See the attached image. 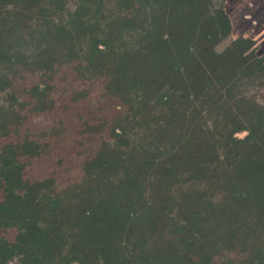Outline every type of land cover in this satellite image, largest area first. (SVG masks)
Returning a JSON list of instances; mask_svg holds the SVG:
<instances>
[{
	"label": "trees",
	"instance_id": "trees-1",
	"mask_svg": "<svg viewBox=\"0 0 264 264\" xmlns=\"http://www.w3.org/2000/svg\"><path fill=\"white\" fill-rule=\"evenodd\" d=\"M2 8L0 64L28 62L4 52L27 30L17 44L36 43L46 84L32 89L38 109L53 106L54 69L69 62L84 78L105 77V95L122 106L83 180L59 192L53 180L24 179L20 157L41 144L7 142L4 223L24 224L40 254L50 240L54 254L68 243L65 257L82 263L264 264V57L245 36L218 50L233 31L222 2L0 0ZM24 67L8 66L7 84L34 70ZM162 75L171 83L155 85ZM16 110L0 106V134L14 132ZM144 118L162 123L148 132ZM239 131L249 132L242 144Z\"/></svg>",
	"mask_w": 264,
	"mask_h": 264
},
{
	"label": "rangeland",
	"instance_id": "rangeland-1",
	"mask_svg": "<svg viewBox=\"0 0 264 264\" xmlns=\"http://www.w3.org/2000/svg\"><path fill=\"white\" fill-rule=\"evenodd\" d=\"M218 1L224 6L229 4L227 8L230 13L233 12L231 14L235 17L234 20L240 28L245 29V34L251 33L255 36L252 39L256 41V52L260 57H264V0ZM0 10L1 15L2 11H6L5 8ZM26 37H29L27 30L21 31V35L18 36L20 39ZM18 38L12 46L5 48L4 52L12 57L22 54L33 56L36 43L22 40L24 45H20L17 44L20 40ZM235 38L231 35L225 39L217 47L218 50L225 49ZM2 64L0 106L19 110L21 121L11 134H0V149L7 142H19L30 138L42 147L36 155L20 157V162L24 166V179L30 182L53 180L52 188L58 192L75 182L82 181L85 161L95 154L102 141L109 136L110 124L122 108L116 98L105 95L106 78H84L80 70L76 69L79 65L76 62L60 63L54 69V78L51 81L54 86L49 90L53 106L38 109L39 100L37 95L32 93V89L38 83L45 84L42 72L36 70V67L34 70L20 69L22 76L13 84H7L3 76L8 66ZM155 83L168 84L171 81L162 75ZM143 123L145 129L151 132L162 123V120L144 118ZM234 137L242 144L247 135L237 132ZM194 147L192 146V149ZM4 194V188L0 187V201ZM230 256L234 259L240 258L235 251L231 252Z\"/></svg>",
	"mask_w": 264,
	"mask_h": 264
},
{
	"label": "flooded vegetation",
	"instance_id": "flooded-vegetation-1",
	"mask_svg": "<svg viewBox=\"0 0 264 264\" xmlns=\"http://www.w3.org/2000/svg\"><path fill=\"white\" fill-rule=\"evenodd\" d=\"M38 55L39 54H35L31 57H28V62L26 64L20 63L19 65V64H16L14 61V64L13 63H3L2 65L3 66H31V68H34V67L37 68V66L35 65L38 63H35L34 60H38ZM22 56L23 54L20 55L19 58H21ZM39 85H41V87L46 86V84L43 85L40 83ZM16 111L19 112V110H16ZM241 132L242 133L246 132L247 137L249 136V132L247 131H241ZM0 180H5V177L0 175ZM4 186H5L4 184L0 183V187L4 188ZM7 193H10V192H7ZM5 195L6 194H4V198L0 201V203L5 201L6 199ZM3 219L4 217L0 213V264H93L92 260L82 263L79 259L70 260L69 258L70 256L67 259L65 255L67 254V251L69 248L68 243H65L64 246L62 245L61 251L54 254L52 240H50V243L49 245L46 246L45 251L42 250V254H40L39 247L37 246L36 243L34 244V240L29 241L26 239L28 237V233L26 232V228L23 226L24 224H20L17 222L8 224V223H4ZM36 226L38 228L45 229L48 227V224L37 223ZM36 234H37V230L35 229L34 238H31V239H35ZM27 250L30 252L29 256L26 255L24 252ZM83 257L84 255L81 254V258Z\"/></svg>",
	"mask_w": 264,
	"mask_h": 264
},
{
	"label": "crops",
	"instance_id": "crops-1",
	"mask_svg": "<svg viewBox=\"0 0 264 264\" xmlns=\"http://www.w3.org/2000/svg\"><path fill=\"white\" fill-rule=\"evenodd\" d=\"M228 6H229V4H227V5L225 4L226 11H227L228 15L230 16V18L232 20V23H233L232 36L237 38L238 36L242 35V36H245V37L255 38V36L253 34H251V33L245 34V32H244L245 29L243 27L240 28L238 26L237 21L234 20L235 17L231 14L233 12H231V13L229 12V9L227 8ZM231 11H232V9H231Z\"/></svg>",
	"mask_w": 264,
	"mask_h": 264
},
{
	"label": "water",
	"instance_id": "water-1",
	"mask_svg": "<svg viewBox=\"0 0 264 264\" xmlns=\"http://www.w3.org/2000/svg\"><path fill=\"white\" fill-rule=\"evenodd\" d=\"M243 134L246 135V132H244Z\"/></svg>",
	"mask_w": 264,
	"mask_h": 264
}]
</instances>
